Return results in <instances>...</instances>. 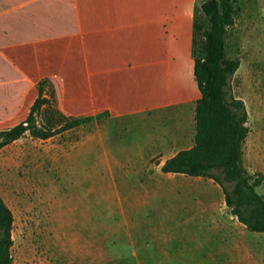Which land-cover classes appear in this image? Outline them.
<instances>
[{
  "label": "crops",
  "instance_id": "1",
  "mask_svg": "<svg viewBox=\"0 0 264 264\" xmlns=\"http://www.w3.org/2000/svg\"><path fill=\"white\" fill-rule=\"evenodd\" d=\"M199 3L0 0V130L27 119L43 79L53 85L65 116L107 113L76 127H96L77 143L91 179L100 184L102 204L117 216L104 215L100 229L112 230L110 237L116 232L133 247L148 208L160 198H195L202 213L214 208L224 215L219 204L226 205L225 195L212 179L215 189H202L182 179L188 175L162 171L168 159L195 145L201 91L193 41ZM215 190L204 202L206 191ZM226 241L228 253L238 252L245 264H253L251 244L235 235ZM213 254L209 258L217 259Z\"/></svg>",
  "mask_w": 264,
  "mask_h": 264
},
{
  "label": "rangeland",
  "instance_id": "2",
  "mask_svg": "<svg viewBox=\"0 0 264 264\" xmlns=\"http://www.w3.org/2000/svg\"><path fill=\"white\" fill-rule=\"evenodd\" d=\"M236 1L227 45L229 56L241 59L232 86L249 113L244 162L251 173L264 175V0ZM93 128H76L46 141L26 134L0 150V193L14 214L13 264H225L235 257L228 264H245L240 253L227 252L231 235L252 245L253 264H264V234L232 218L224 201L219 204L223 215L214 208L202 213L195 198H160L148 208L135 247L116 232L110 237L112 230H101L104 215L117 216L102 204L100 184L91 179L77 143ZM182 179L202 189L216 187L208 178ZM258 191L264 194V183ZM206 192L204 202L218 190ZM108 203L117 206L114 199Z\"/></svg>",
  "mask_w": 264,
  "mask_h": 264
},
{
  "label": "trees",
  "instance_id": "3",
  "mask_svg": "<svg viewBox=\"0 0 264 264\" xmlns=\"http://www.w3.org/2000/svg\"><path fill=\"white\" fill-rule=\"evenodd\" d=\"M237 13L236 0H203L196 7L193 55L201 98L196 107L195 145L168 159L162 171L212 179L223 190L228 212L247 230L264 234V194L258 191L264 175L253 174L245 166L249 115L232 86L241 59L228 54V29L234 26ZM38 87L39 96L27 119L0 130V150L26 134L47 140L107 115L65 116L50 80L43 79ZM13 223L14 214L0 193V264H13Z\"/></svg>",
  "mask_w": 264,
  "mask_h": 264
}]
</instances>
